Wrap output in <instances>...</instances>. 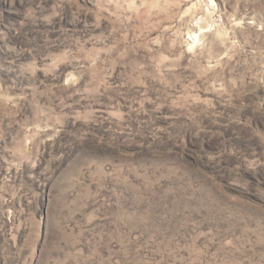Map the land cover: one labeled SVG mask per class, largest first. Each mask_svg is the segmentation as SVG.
Masks as SVG:
<instances>
[{
	"label": "rangeland",
	"instance_id": "1",
	"mask_svg": "<svg viewBox=\"0 0 264 264\" xmlns=\"http://www.w3.org/2000/svg\"><path fill=\"white\" fill-rule=\"evenodd\" d=\"M0 264H264V0H0Z\"/></svg>",
	"mask_w": 264,
	"mask_h": 264
}]
</instances>
